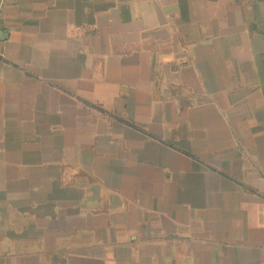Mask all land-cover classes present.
I'll list each match as a JSON object with an SVG mask.
<instances>
[{"label": "crops", "instance_id": "1", "mask_svg": "<svg viewBox=\"0 0 264 264\" xmlns=\"http://www.w3.org/2000/svg\"><path fill=\"white\" fill-rule=\"evenodd\" d=\"M0 264H264V0H0Z\"/></svg>", "mask_w": 264, "mask_h": 264}]
</instances>
